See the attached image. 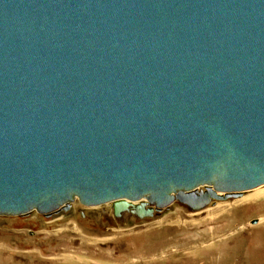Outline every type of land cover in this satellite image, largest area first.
Segmentation results:
<instances>
[{
	"label": "water",
	"instance_id": "95a60500",
	"mask_svg": "<svg viewBox=\"0 0 264 264\" xmlns=\"http://www.w3.org/2000/svg\"><path fill=\"white\" fill-rule=\"evenodd\" d=\"M262 185L264 0H0V216Z\"/></svg>",
	"mask_w": 264,
	"mask_h": 264
},
{
	"label": "rangeland",
	"instance_id": "374dc122",
	"mask_svg": "<svg viewBox=\"0 0 264 264\" xmlns=\"http://www.w3.org/2000/svg\"><path fill=\"white\" fill-rule=\"evenodd\" d=\"M72 204L53 219L0 216V264H264V185L197 211L174 203L142 218L115 217L111 204L100 212Z\"/></svg>",
	"mask_w": 264,
	"mask_h": 264
},
{
	"label": "flooded vegetation",
	"instance_id": "af4514ba",
	"mask_svg": "<svg viewBox=\"0 0 264 264\" xmlns=\"http://www.w3.org/2000/svg\"><path fill=\"white\" fill-rule=\"evenodd\" d=\"M74 203H75V201H74ZM78 203L79 204H82L81 202H79L78 201ZM109 204H111L112 205V211H113V214L115 215V217L117 216V217H121L122 216V214L121 215H117L116 213H115V207H114V204L113 203H109ZM109 204H106L107 206L106 207H108L109 206ZM74 205L75 204H72L71 206H70V208L68 209V210H61L59 213H61L60 215H59V213H56V214H53V216L54 215H57L56 217H60V216H64L65 214H70V212L73 210V208H74ZM83 205V204H82ZM87 207V206H86ZM85 207V208H86ZM87 208H90V209H92V210H96V211H98V212H100L101 210H100V207H95V208H93V207H87ZM169 209V208H168ZM165 210H167V209H165ZM165 210L164 211H161L160 213L158 212V214H164L165 213ZM103 212H106L105 210L103 211ZM125 212H129V213H132L133 211H131V209H129V210H127V211H125ZM40 214V213H39ZM156 215H157V212L155 213ZM43 215V214H42ZM127 216H129V214L127 215ZM138 216V215H137ZM142 217H145V216H142ZM142 217H139L138 216V218H142ZM47 219H53L52 217H50V218H48V217H46ZM125 219V218H124ZM155 220H158V219H155ZM155 220H151V221H155ZM147 222V221H150L149 219L147 220V219H145V220H143L142 222Z\"/></svg>",
	"mask_w": 264,
	"mask_h": 264
},
{
	"label": "bare ground",
	"instance_id": "6f19581e",
	"mask_svg": "<svg viewBox=\"0 0 264 264\" xmlns=\"http://www.w3.org/2000/svg\"><path fill=\"white\" fill-rule=\"evenodd\" d=\"M263 186V185H262ZM261 187V186H260ZM257 188H259V187H257ZM254 189H256V188H254ZM254 189H252V190H254ZM250 191V190H249ZM246 192H248V191H246ZM245 193V192H244ZM242 196V195H241ZM240 196V197H241ZM235 198H239V197H235ZM216 200V199H215ZM226 200H228V199H226ZM226 200H216V202H224V201H226ZM133 202V205L134 206H136L138 203H139V200H134V201H132ZM214 202V200H212L211 201V203H213ZM109 203H111V202H109ZM109 203H106V204H109ZM174 203H181L180 201H175V202H173V203H171L169 206H167V207H163L161 210H159V211H154V214L157 212H161V211H164L165 209H168L170 206H172ZM106 204H102V205H96V206H87V207H98V206H103V205H106ZM184 203H182V205H183ZM72 205V204H71ZM185 206H187L188 208H190L192 211H197V210H199V209H194L193 207H191L190 205H188V204H184ZM84 206H86V205H84ZM209 205L207 204L206 206H205V208L206 207H208ZM34 212H36V211H34ZM37 213H39V212H37ZM153 214V215H154Z\"/></svg>",
	"mask_w": 264,
	"mask_h": 264
}]
</instances>
